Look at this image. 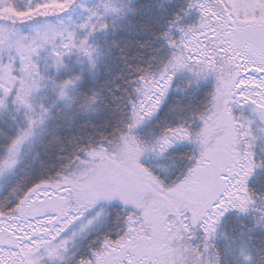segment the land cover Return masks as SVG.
<instances>
[{
  "label": "snow or ice",
  "instance_id": "snow-or-ice-1",
  "mask_svg": "<svg viewBox=\"0 0 264 264\" xmlns=\"http://www.w3.org/2000/svg\"><path fill=\"white\" fill-rule=\"evenodd\" d=\"M237 242L264 264V0H0V264Z\"/></svg>",
  "mask_w": 264,
  "mask_h": 264
},
{
  "label": "trees",
  "instance_id": "trees-1",
  "mask_svg": "<svg viewBox=\"0 0 264 264\" xmlns=\"http://www.w3.org/2000/svg\"><path fill=\"white\" fill-rule=\"evenodd\" d=\"M253 185L255 186V180H253ZM231 228V224L229 222H226L224 225H221V231L229 230ZM221 248H223V245L225 243L223 237H221L218 241ZM236 251L233 252L232 256L229 257V260H233L235 258V264H241V261L243 257L240 256V249L243 248L244 253H248V249L246 245H242L240 242H237V245L233 246Z\"/></svg>",
  "mask_w": 264,
  "mask_h": 264
}]
</instances>
